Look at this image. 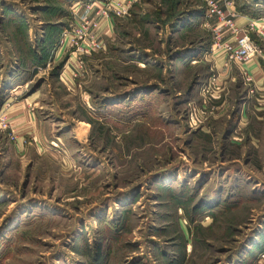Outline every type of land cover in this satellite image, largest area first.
<instances>
[{
	"label": "rangeland",
	"instance_id": "374dc122",
	"mask_svg": "<svg viewBox=\"0 0 264 264\" xmlns=\"http://www.w3.org/2000/svg\"><path fill=\"white\" fill-rule=\"evenodd\" d=\"M94 1L0 0V109L35 97L0 129V264H264V39L260 84L204 2L136 0L76 54Z\"/></svg>",
	"mask_w": 264,
	"mask_h": 264
},
{
	"label": "built area",
	"instance_id": "2783aa9c",
	"mask_svg": "<svg viewBox=\"0 0 264 264\" xmlns=\"http://www.w3.org/2000/svg\"><path fill=\"white\" fill-rule=\"evenodd\" d=\"M225 1V8L223 9L216 0H200L206 4V17L218 18V24L224 23L231 29V38L220 46L226 61L240 66L247 65L253 62L259 53L256 44L251 39V33L264 39V19L248 20L243 27H238L236 23L241 14L233 9V0ZM135 2L136 0H97L79 7L76 9V13L80 9L89 13L82 17L78 26L72 27L70 33L64 31L62 43L64 41L71 42V46L76 47V54H89L93 48H99L101 45L98 37H96L100 27L99 19L108 20L111 15L118 19H125L129 16L130 9ZM217 38L221 41L220 35H217ZM216 47H219V44ZM3 108L0 109L1 130L8 128V120L6 112L2 110Z\"/></svg>",
	"mask_w": 264,
	"mask_h": 264
},
{
	"label": "crops",
	"instance_id": "0c3cea01",
	"mask_svg": "<svg viewBox=\"0 0 264 264\" xmlns=\"http://www.w3.org/2000/svg\"><path fill=\"white\" fill-rule=\"evenodd\" d=\"M97 1V0H96ZM81 10H83L81 12ZM81 12V14L83 15H86L88 14L89 12L85 11L84 9H80L78 10V13ZM101 20V19H100ZM249 20V18H247L246 16H241L240 19L237 20V26L238 27H242L244 26L247 21ZM215 18H211L208 20L209 23L211 24H215ZM110 25H111V19H108V20H103L100 22V27H99V30L98 32L103 28L104 30V33H106L107 31L109 32L110 30ZM61 53V51H59ZM58 52V53H59ZM59 53V54H60ZM220 65V64H219ZM244 68H246V71L249 75L252 76V78H255V80L260 83V78L258 77V75L261 74V68L260 66L255 63V62H251L250 64L248 65H243ZM217 71H227V68L225 67H221L220 69H217ZM256 76V77H255ZM258 78V79H256ZM262 84V83H260ZM2 97V94H0V98ZM34 94L30 95L28 97V99H25L23 102H20L19 104H15V106H13L12 108H10V110H8L9 106L5 107V110H8V112H6V116H7V120L11 122L12 125H18L19 122L25 124L24 126H29L30 124H32V117H31V113L27 110V107L30 106V104H34ZM7 104V103H6ZM11 111V113H9ZM31 126V125H30ZM29 129H27L28 131ZM28 133V132H27Z\"/></svg>",
	"mask_w": 264,
	"mask_h": 264
},
{
	"label": "trees",
	"instance_id": "16d2710c",
	"mask_svg": "<svg viewBox=\"0 0 264 264\" xmlns=\"http://www.w3.org/2000/svg\"><path fill=\"white\" fill-rule=\"evenodd\" d=\"M99 256V255H98ZM97 259H98V257H97Z\"/></svg>",
	"mask_w": 264,
	"mask_h": 264
}]
</instances>
